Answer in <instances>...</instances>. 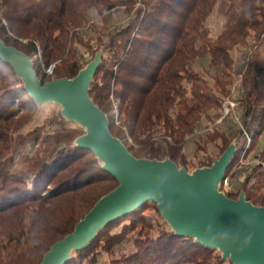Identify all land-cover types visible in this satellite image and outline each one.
Listing matches in <instances>:
<instances>
[{
	"label": "trees",
	"instance_id": "trees-1",
	"mask_svg": "<svg viewBox=\"0 0 264 264\" xmlns=\"http://www.w3.org/2000/svg\"><path fill=\"white\" fill-rule=\"evenodd\" d=\"M244 1L235 7L230 0H139L134 8V0H0V39L31 58L42 83L73 78L86 65L83 54L93 59L102 48L89 96L107 115L111 134L135 158L170 159L190 171L210 166L211 157L235 140L225 178L243 179L226 195L236 199L243 191L249 202L264 207V146L257 163L240 162L264 138V0H249L253 4L246 9ZM221 2L230 4L227 20L213 38L207 21ZM91 12L100 27L88 25ZM119 12L130 18L112 25ZM248 31L256 39L241 95L234 99L238 121L222 130L219 124L233 120L223 116V103L232 97L231 53L246 44ZM204 56L220 68L215 75L195 68ZM52 64V74L45 75ZM39 109L12 68L0 61V264H39L117 186L91 151L73 145L83 132L59 109L47 107L52 115L24 131ZM196 130L203 133L195 135ZM191 137L188 157L184 146ZM28 144L32 154L24 155ZM123 243L132 251L117 253ZM66 264L231 263L216 250L176 236L149 201L107 224Z\"/></svg>",
	"mask_w": 264,
	"mask_h": 264
},
{
	"label": "water",
	"instance_id": "water-1",
	"mask_svg": "<svg viewBox=\"0 0 264 264\" xmlns=\"http://www.w3.org/2000/svg\"><path fill=\"white\" fill-rule=\"evenodd\" d=\"M102 53L100 48L73 78L42 83L31 58L0 39V61L12 68L32 101L37 106H58L61 117L83 131L73 145L91 151L117 181L39 264H66L73 252L87 247L107 224L149 201L176 236L216 250L221 260L231 264H264V207L249 202L243 191L231 199L220 190L235 155V142L210 166L191 171L170 159L135 158L111 134L107 115L89 96Z\"/></svg>",
	"mask_w": 264,
	"mask_h": 264
},
{
	"label": "rangeland",
	"instance_id": "rangeland-1",
	"mask_svg": "<svg viewBox=\"0 0 264 264\" xmlns=\"http://www.w3.org/2000/svg\"><path fill=\"white\" fill-rule=\"evenodd\" d=\"M257 1H258L257 3L260 4V0H257ZM134 2H135L134 8H137L139 5V0H134ZM230 2H231L230 4H234V6L237 7L239 0H230ZM255 2H256V0H255ZM221 3H223V2H221ZM230 4H227L224 2L223 4L219 5V3H217L216 6L214 7L212 13L210 14L208 21H207V26H208L210 34L213 38H216L220 34V32L222 31L223 24L227 20L226 19L227 18L226 17L227 8L229 7ZM247 4L252 5L253 2H251L249 0H245L244 4H242V8L246 9ZM121 10H124V7H121ZM90 18H91V20L89 21L88 25H94L96 27H100V25L98 23L99 17L96 15V13L91 12ZM129 18L130 17H128V15H126L125 13L119 12L118 14H116L113 17V20H112L113 23H111V24L115 25V26H122L128 21ZM261 33H263V34H260V38L264 39V31ZM248 34H249V37L247 38L246 44L237 45L232 50V53H231L232 60H233V62H232L233 84L231 86L232 97L226 99L223 103V108H224V115L223 116H226V114H229V117L232 118L233 120L231 121V119H230V121H228V123L222 122L221 124H219L218 126L222 130H225V126H227V125L232 126L238 121L239 112L236 109L237 103L234 101V99L240 97V95H241V86H240L241 77H242L243 73L246 71V67H247L248 61L250 59L251 53L254 52L252 45H253L254 39H256L255 33L248 31ZM80 51L83 52L82 49H80ZM83 55H84L83 57L85 59L86 64H88L92 58L90 57V55L88 53H84ZM195 68L198 70L208 71L209 74H211L210 76L215 75V73H217L220 70V68L212 67L209 65V57L208 56H204L203 58L198 60ZM49 106H52V107H54V109H57V110L59 109L55 105L39 106L40 109L38 110L36 115H34L32 120L30 121V123L24 127V131L32 130V129L40 126L46 118H49L52 115L51 112L48 111V109H47V107H49ZM113 114H114V116L117 115L116 105H114ZM219 122L220 121L218 120L217 123H219ZM202 133H203V131L196 130L195 135H200ZM193 140H194L193 137L189 138L187 140L185 146H184V152L188 155V157L191 156L192 151L194 150V145L192 142ZM232 142H236V141L233 140ZM30 146L31 145L28 144L27 147L22 151V154H24V155L32 154V150H31ZM263 146H264V138L260 137V139L258 140L253 151H251L246 156L245 159L240 160L241 164L242 165H249V164L257 163L258 161L256 159V154L259 153L263 149ZM218 157L212 156L211 157L212 161ZM193 169H195V168H193ZM193 169H191V170H193ZM227 179H228V183L231 185V188L237 189L243 178H242V176L235 174V175H233L232 178H227ZM145 214L154 215L153 211H150V210L145 211ZM131 251H132V246L130 243H123L122 245H120L117 248V253H128ZM106 258L107 257L104 255L103 259H106Z\"/></svg>",
	"mask_w": 264,
	"mask_h": 264
},
{
	"label": "built area",
	"instance_id": "built-area-1",
	"mask_svg": "<svg viewBox=\"0 0 264 264\" xmlns=\"http://www.w3.org/2000/svg\"><path fill=\"white\" fill-rule=\"evenodd\" d=\"M54 65H49L47 68L44 69L45 75L49 76L52 74ZM220 190L225 194L231 190V185L228 183V179L224 178L220 184Z\"/></svg>",
	"mask_w": 264,
	"mask_h": 264
}]
</instances>
